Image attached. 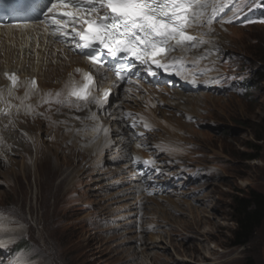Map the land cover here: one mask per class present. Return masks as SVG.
Here are the masks:
<instances>
[{"label":"rangeland","instance_id":"obj_1","mask_svg":"<svg viewBox=\"0 0 264 264\" xmlns=\"http://www.w3.org/2000/svg\"><path fill=\"white\" fill-rule=\"evenodd\" d=\"M236 3L243 11L233 23L218 22L216 35L204 31L203 45L213 50L202 56L214 59L216 85L176 91L191 101H180L186 116L176 114L184 124L182 139L175 141L179 156L169 163L154 158L166 172L158 183L170 186L157 197L178 198V211L169 213L168 223L158 220L149 230L157 245L144 249L137 240L136 229L146 226L140 219L133 222L138 219L134 196L116 198L123 194L126 174L112 186L108 178L94 183L96 171L88 170L81 162L84 153L78 157L72 148L67 150L78 157L76 170L84 166L80 175L75 170L65 179L44 161L38 180L28 169L27 175L15 177L13 163L22 157L15 145L2 151L6 158L0 156V219L7 223L0 226V239L6 242L0 264H264V219L246 245L233 246L234 197L250 191L264 197V23L259 22L264 8L249 9L245 0ZM224 14L232 12L226 7ZM42 133L44 140L48 132ZM146 145L139 149L154 155L152 145ZM64 152L63 160L70 156ZM116 166L105 164L110 170Z\"/></svg>","mask_w":264,"mask_h":264},{"label":"bare ground","instance_id":"obj_2","mask_svg":"<svg viewBox=\"0 0 264 264\" xmlns=\"http://www.w3.org/2000/svg\"><path fill=\"white\" fill-rule=\"evenodd\" d=\"M218 24V22H215L212 25L214 27L213 34L215 35L221 31ZM23 25H28V27H19L21 25L0 27V87L6 88L9 84L5 79V73H15L22 81L34 77L42 92L56 91L63 87L69 72L75 67H81L93 71L98 93L100 90L111 88V95L108 104L103 109H99L93 104L79 112L69 108H61L58 112L53 110L51 113L52 120L66 122L58 123L54 127L49 120L43 117H37L33 120L31 117L21 115L15 128L9 126L7 129L4 127L7 123L6 119L0 120V156L3 159L6 158V154L2 151L5 148L8 150L15 147V145L21 150V160L18 164L13 163L17 168V172H13L15 177L22 174L27 175L28 169L29 171L32 170L34 179L38 180L41 164L46 161L52 164L55 170L61 173L60 175L63 173L66 179L70 173L77 169L75 165L81 153H84L82 164L87 165L88 170L93 169L91 170L92 173L94 170L96 171L95 175L98 178L93 181L94 183L108 178L107 185L112 186L120 182L122 174H126L125 179H127V182H121L120 184L121 193L123 194L121 196L117 195L116 198L119 201H124L127 196H134L133 198L136 200L134 204L136 208L134 209L137 212L138 219L135 217L133 222L140 219L146 226L143 229L141 227L136 229L138 233L137 240L140 237L144 249L155 247L157 245L156 241L152 240L154 238L152 233L148 236L149 230L159 224L158 220L168 223L169 213L178 211V208L175 207L178 204V198L157 197V200L152 197L148 198L142 191L140 181L132 172L131 159L129 158H131V155L140 156L141 158L146 157L144 150L137 148L136 144L146 145L147 142L152 145L153 148L151 149L155 150V154L152 155L153 160L161 157L160 162L163 158L169 163L177 158L181 150L178 143L182 139L181 131L184 124H182L180 117H176V114L186 116L184 112L179 110V104L183 100L184 104L191 105L190 99L176 91L172 94L173 90L164 86L152 88L150 85L139 82V89L137 90L135 84L129 85L116 82L112 73L95 72L91 65L84 60L68 52L60 45L53 43L52 37L44 32L42 26L37 27L35 23ZM207 29L208 27L205 25L189 31L198 35L204 33ZM220 35L223 36L222 33ZM205 38L203 36V39ZM199 47L200 49L193 48L188 52L178 50L176 54L183 56L186 63L190 62L192 64L193 60L204 54L210 56L207 52L213 50V46L201 45ZM200 51L202 53H199ZM65 56L68 59H65ZM213 61L214 59L206 56L205 59L199 60L196 64L197 69L205 73L204 79L208 81L218 75L217 66L214 65ZM114 82L117 86H113ZM19 95H23L22 89ZM146 102H149L147 107ZM151 104L156 106L152 107ZM89 111L97 113V123L108 129L107 137L101 131L93 141L94 133H77L76 130L84 126L81 120L88 116ZM125 113H132L137 120L143 116L152 125L153 130L146 132L147 139H133V133L137 131L145 132V129L142 123L138 129H132L130 127L132 120L122 118ZM74 117H80L81 120L74 119ZM84 123L91 126L93 122L84 120ZM43 131L48 132L44 140H42ZM21 140L24 142L22 143ZM176 140H178V143L175 142ZM159 145H163L171 151H161ZM72 148L71 151L77 153V158L74 157L75 154L73 155L72 152L68 151ZM63 150L70 154L64 160L60 157ZM88 154L91 157L89 160ZM92 159H95V161L92 162ZM107 162L119 166L110 170L105 167ZM63 166H68V170L62 171L61 167ZM84 166L78 168L75 174L80 175ZM182 211L184 212V210ZM146 216H149L150 220H147ZM4 224H7L6 221L0 219V226ZM0 243L5 245L6 242L0 239Z\"/></svg>","mask_w":264,"mask_h":264},{"label":"snow or ice","instance_id":"obj_3","mask_svg":"<svg viewBox=\"0 0 264 264\" xmlns=\"http://www.w3.org/2000/svg\"><path fill=\"white\" fill-rule=\"evenodd\" d=\"M244 6L264 8V0H245ZM226 7L232 15L224 19L220 13L225 12ZM43 8L46 9L43 19L34 23L43 27L53 43L84 60L95 72L112 73L116 82L135 84L137 90L139 81L133 78L134 69H142L152 77L163 71L197 84L203 72L198 73L194 69L206 56L193 60V66L189 68L183 56H173L172 53L177 50L188 52L207 43L203 39L205 33L193 35L190 29L206 25L212 31L214 22L231 24L243 11L236 0L231 4L228 0H45ZM259 22L264 23V19ZM64 58L68 59L67 56ZM5 79L8 86L0 87V120L6 119L5 129L9 126L15 128L21 115L33 120L43 117L54 127L66 122L52 120L53 110L58 112L61 108H69L79 112L93 104L103 109L111 95V88L98 93L93 71L81 67L69 72L63 87L56 91L42 92L34 77L22 81L15 73H5ZM113 86H117L115 82ZM21 89L22 96L19 95ZM122 118L131 119L130 127L133 129L143 124L145 132L133 133L134 140L138 137L147 139L146 132L153 130L143 116L137 120L132 113H125ZM74 119L81 120L80 117ZM187 119L192 121L193 117ZM84 120L93 123L90 126ZM97 121V113L89 111L88 116L81 120L84 126L77 129V133L92 132L95 134L93 141L101 131L107 137L108 129ZM145 146L136 144L137 148ZM158 147L161 151H171L163 145ZM134 162L139 163V158ZM155 163L152 159L143 161L146 167Z\"/></svg>","mask_w":264,"mask_h":264},{"label":"trees","instance_id":"obj_4","mask_svg":"<svg viewBox=\"0 0 264 264\" xmlns=\"http://www.w3.org/2000/svg\"><path fill=\"white\" fill-rule=\"evenodd\" d=\"M251 83H247L249 86ZM232 219L236 224L233 246L246 245L253 237L254 231L264 219V197L254 191L246 196H235L233 199ZM246 264H253L250 260Z\"/></svg>","mask_w":264,"mask_h":264},{"label":"clouds","instance_id":"obj_5","mask_svg":"<svg viewBox=\"0 0 264 264\" xmlns=\"http://www.w3.org/2000/svg\"><path fill=\"white\" fill-rule=\"evenodd\" d=\"M182 93H190V92H182Z\"/></svg>","mask_w":264,"mask_h":264}]
</instances>
